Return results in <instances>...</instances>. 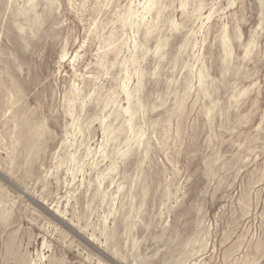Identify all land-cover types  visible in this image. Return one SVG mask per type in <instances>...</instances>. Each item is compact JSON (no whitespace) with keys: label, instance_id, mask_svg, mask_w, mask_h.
I'll return each instance as SVG.
<instances>
[{"label":"rangeland","instance_id":"obj_1","mask_svg":"<svg viewBox=\"0 0 264 264\" xmlns=\"http://www.w3.org/2000/svg\"><path fill=\"white\" fill-rule=\"evenodd\" d=\"M145 1L0 0V264H264V0Z\"/></svg>","mask_w":264,"mask_h":264},{"label":"bare ground","instance_id":"obj_2","mask_svg":"<svg viewBox=\"0 0 264 264\" xmlns=\"http://www.w3.org/2000/svg\"><path fill=\"white\" fill-rule=\"evenodd\" d=\"M32 3H33V1L34 0H30ZM157 2V0H148V1H145L144 3H143V8L144 9H146L147 11H149L150 9H151V6H153L155 3ZM184 4V3H183ZM33 6H34V4H33ZM202 8V7H201ZM200 10V9H199ZM212 13V12H211ZM211 13H209L208 14V16H207V18L209 19L210 17H211ZM120 17V16H119ZM119 19V18H118ZM242 21V20H241ZM227 23V22H226ZM177 28V27H176ZM227 28V27H226ZM224 29V28H223ZM242 29V28H241ZM135 34V33H134ZM227 39V38H226ZM128 49V48H127ZM65 55H63L62 57H64ZM74 58V57H73ZM124 85H126V84H124ZM123 85V86H124ZM127 85H129V82L127 83ZM130 86V85H129ZM253 87V86H252ZM75 89V88H74ZM78 90V89H77ZM126 94H128V93H126ZM244 94V93H243ZM127 96V95H126ZM128 96H129V94H128ZM240 96V95H239ZM14 98V97H13ZM130 98H131V96H130ZM11 99V98H10ZM12 100V99H11ZM14 100V99H13ZM126 102H128V101H126ZM16 103V102H15ZM13 105V104H12ZM129 105V104H128ZM14 107V106H13ZM26 108V107H25ZM23 110H24V108H23ZM27 110V109H26ZM126 111H129V107H127L126 109H125ZM7 113V112H6ZM24 113V112H23ZM22 113V114H23ZM129 113V112H128ZM15 114V113H14ZM13 114V115H14ZM9 115V114H8ZM15 116V115H14ZM13 116V117H14ZM23 116V115H22ZM12 117V116H11ZM18 117V116H17ZM16 117V118H17ZM24 117V116H23ZM74 117H75V115H74ZM11 119V118H10ZM9 119V120H10ZM12 119H14V118H12ZM26 119V118H25ZM131 119V118H130ZM129 119V120H130ZM16 120V119H15ZM23 120V119H22ZM105 120V119H104ZM17 121V120H16ZM31 121V120H30ZM18 122H19V120H18ZM19 123H21V122H19ZM132 123V122H131ZM13 124H15L14 122H13ZM17 124V123H16ZM128 124V123H127ZM32 125V124H31ZM18 126V125H17ZM25 127H27L26 125H24ZM11 128H12V126H11ZM15 128L17 129V127L15 126ZM27 128H29V127H27ZM30 129V128H29ZM32 129V128H31ZM30 129V130H31ZM40 129V128H39ZM28 130V129H27ZM34 129H32V131H33ZM46 130V129H45ZM11 131V130H10ZM16 131V130H15ZM47 131V130H46ZM14 132V131H13ZM19 132V131H18ZM17 132V133H18ZM44 132V131H43ZM133 132V131H132ZM40 133H42V132H40ZM15 134V133H14ZM19 134V133H18ZM28 135V134H27ZM29 135H31V134H29ZM145 135V134H144ZM11 136H13V135H11ZM140 136V135H139ZM15 137V136H14ZM19 137V136H18ZM17 137V138H18ZM35 137V136H34ZM34 137H33V139H34ZM37 137V136H36ZM107 137V136H106ZM13 138V137H12ZM39 139V138H38ZM16 140V139H15ZM31 140H32V138H31ZM31 140H30V142H31ZM42 140V139H41ZM35 141V140H34ZM37 143V142H36ZM129 144V143H128ZM43 145V144H42ZM107 145V144H106ZM30 145H28V147H29ZM130 146V145H129ZM34 147V146H33ZM33 147H30V148H33ZM128 148V147H127ZM123 151V150H122ZM99 152V151H98ZM120 154V153H119ZM95 165V164H94ZM82 180V179H81ZM102 185V184H101ZM66 205V204H65ZM46 209V208H45ZM250 243V242H249ZM242 257V256H241ZM242 259V258H241ZM247 259V258H246ZM245 262V261H244Z\"/></svg>","mask_w":264,"mask_h":264}]
</instances>
